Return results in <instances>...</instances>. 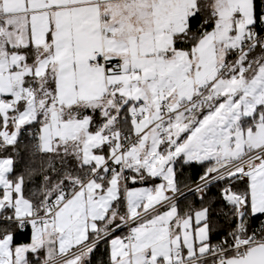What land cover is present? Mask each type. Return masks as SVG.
<instances>
[{
	"label": "snow or ice",
	"instance_id": "snow-or-ice-1",
	"mask_svg": "<svg viewBox=\"0 0 264 264\" xmlns=\"http://www.w3.org/2000/svg\"><path fill=\"white\" fill-rule=\"evenodd\" d=\"M0 264H264V0H0Z\"/></svg>",
	"mask_w": 264,
	"mask_h": 264
}]
</instances>
